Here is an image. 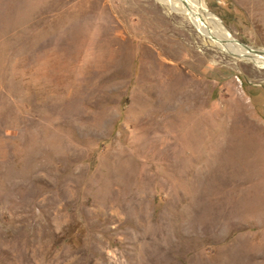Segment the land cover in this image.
<instances>
[{
	"label": "rangeland",
	"instance_id": "1",
	"mask_svg": "<svg viewBox=\"0 0 264 264\" xmlns=\"http://www.w3.org/2000/svg\"><path fill=\"white\" fill-rule=\"evenodd\" d=\"M172 1L0 0V264H264V63Z\"/></svg>",
	"mask_w": 264,
	"mask_h": 264
},
{
	"label": "bare ground",
	"instance_id": "2",
	"mask_svg": "<svg viewBox=\"0 0 264 264\" xmlns=\"http://www.w3.org/2000/svg\"><path fill=\"white\" fill-rule=\"evenodd\" d=\"M190 2H192L193 5L190 6L189 5ZM172 3L178 7H180L182 5L185 6L186 10H188V9L192 10L193 11V12L191 11L192 15L198 16L195 18L196 24H198L199 26H201L203 28H205V27L202 26V24H204L205 22L207 23V21H210V23L212 24V28L209 30V34L212 37H215V39L217 41H220V42L215 41V43H216V45H220L221 48L223 49V51L225 49L231 50L232 48H235L237 51L240 52V54L243 57H250V58L254 59L257 63H259V62L264 63V61H263L264 49L258 50L257 52L256 51H250L249 49L244 47L242 44H239L238 42H236V40H234L232 38V36L229 34V32L225 29L221 20L215 14L208 11L206 6L201 4L200 0H175V2L172 1ZM202 11L205 13V16L203 15ZM222 40L226 41V43L220 44L222 42Z\"/></svg>",
	"mask_w": 264,
	"mask_h": 264
},
{
	"label": "water",
	"instance_id": "3",
	"mask_svg": "<svg viewBox=\"0 0 264 264\" xmlns=\"http://www.w3.org/2000/svg\"><path fill=\"white\" fill-rule=\"evenodd\" d=\"M244 47H246L247 49H249L250 51H258L257 49H253V48H250L249 46H247L245 43L243 42H240Z\"/></svg>",
	"mask_w": 264,
	"mask_h": 264
}]
</instances>
